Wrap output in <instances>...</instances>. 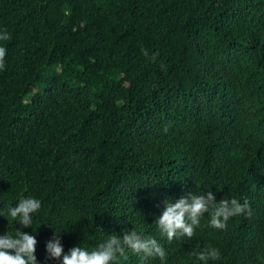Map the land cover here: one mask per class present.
Listing matches in <instances>:
<instances>
[{
	"label": "trees",
	"instance_id": "1",
	"mask_svg": "<svg viewBox=\"0 0 264 264\" xmlns=\"http://www.w3.org/2000/svg\"><path fill=\"white\" fill-rule=\"evenodd\" d=\"M5 32L0 235H34L38 264L56 232L67 254L131 230L166 259L119 264H264V0H0ZM206 191L251 215L169 242L164 202Z\"/></svg>",
	"mask_w": 264,
	"mask_h": 264
},
{
	"label": "clouds",
	"instance_id": "2",
	"mask_svg": "<svg viewBox=\"0 0 264 264\" xmlns=\"http://www.w3.org/2000/svg\"><path fill=\"white\" fill-rule=\"evenodd\" d=\"M5 32L0 40H9ZM147 54V53H145ZM6 48L0 46V70L5 68ZM155 55L151 59L155 60ZM41 209V202L34 198H22L14 207H10L7 215L11 220L19 222L24 228L32 227L33 216ZM205 213L210 215V226L215 229H225L227 221L238 215H251L248 202L241 204L236 199L216 201L211 191L204 194L189 193L175 203L165 201L164 210L156 220L162 235L169 242L180 237L191 239L195 229L199 227ZM38 241L34 235L16 229L15 236L0 235V264H38L35 255ZM138 255L141 261L148 258L166 259L164 248L156 239L145 237L135 230L124 231L123 235L113 234L93 251L80 246L73 247L67 254L61 245L59 233L46 244L47 258L61 260V264H119L121 258H127V252ZM220 253L215 248L206 249L197 254L199 261L207 264L208 260L219 259Z\"/></svg>",
	"mask_w": 264,
	"mask_h": 264
}]
</instances>
